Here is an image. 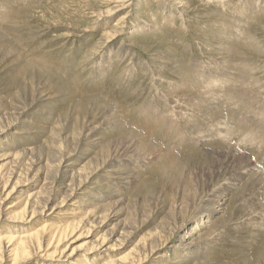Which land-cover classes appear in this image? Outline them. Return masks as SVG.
Segmentation results:
<instances>
[{
	"label": "rangeland",
	"instance_id": "rangeland-1",
	"mask_svg": "<svg viewBox=\"0 0 264 264\" xmlns=\"http://www.w3.org/2000/svg\"><path fill=\"white\" fill-rule=\"evenodd\" d=\"M11 1L16 3V0H0V27L3 25V28H5L8 24H12V18L7 21V24H4L6 22L4 19H6L8 13L7 3ZM204 1L206 2V0H191L189 6L196 11H202L198 5L201 2L204 3ZM111 2L112 5H115V3H118V0H26L24 8L22 9H28V13L25 18L19 22L21 26L19 25V28L10 31L5 30L6 28H0V82L2 83L0 89H5L6 83L11 79L14 73L17 72L16 70L23 67V64H18L15 61L17 54L23 52L26 58L31 57L38 59V56L42 55L41 57L39 56L40 59L42 58V60L46 62V66L49 70L55 76L60 78V82L68 83L69 78L73 79H71L73 81V84L71 85L74 86L73 88L75 90L78 89L76 91L77 93H85L86 95L99 94L100 96L103 95L110 97L108 99L111 104L109 105L108 103L103 102V107L99 109L98 117L96 116V110L91 111L86 108L84 109L79 117L77 139L73 141L68 148L62 146L63 151L55 159L54 165L51 167L47 176V182L49 181L48 183L51 185L48 186L46 184V187L48 190H50V186L55 187L56 189L62 180L61 174L58 172L59 169L63 168V161L60 162V165L59 158L64 160L65 156L69 155L70 159L74 161L75 164L83 163L85 160H83L82 157L87 155L86 151H95L94 146L90 143L91 138H93V136H101V143L98 146L99 149L104 150L107 147L113 149L116 146H120L124 151L122 154H126L113 163L116 167L123 170H129V172L130 170L135 173L137 171L142 172L145 180L152 178V180H149L145 185H141L142 187L139 186L136 181L131 186V192L135 193L134 197L138 194L136 193L138 191L139 194L137 199L140 201L142 199L144 201L145 214L147 213L148 215V218L144 219V221H149L136 240H138L144 232H147V234H154L159 228H161L162 230L171 233L170 236L173 241L172 243L180 244L184 239V236L189 235L193 230L194 225H197L198 222L202 223L206 218L198 217L197 221H189L184 227L178 230L175 224L177 219L173 221V218H175L173 212L174 209L177 214L180 215L181 211L184 216L191 214L192 212L196 213L197 210L195 211V208L200 204L202 198L210 194L216 195L222 187H226L230 183H235V175L241 173L247 165L240 159L230 161L226 152L214 151L212 153L201 155L205 152L204 147L207 148L209 145L208 143V145L200 146L198 152H191L195 150L189 148L190 144L194 145V136L204 135L207 137V129H210V126L217 121L216 124L218 126L216 125V131L220 132L223 128L221 124L223 120L219 119V117L214 116L213 118L208 116L200 110L194 111L190 109L194 107L191 104H193L195 100L190 99L193 96H189V98L183 97L180 100H172L171 98H167V94H164V90L175 88V92L177 91L174 93L175 95L179 92L182 94L188 93L192 90L190 87L178 89L180 82L177 81L178 83H173L178 79V76L176 75V71L178 72L176 62L179 65H185L188 69L187 71L191 72V77H193L194 80L196 79L197 84L201 83L199 84L201 88H199V85L198 88L203 92H210V84L213 81L214 76L218 74V77H224L228 80V82H226L218 80L219 78L217 79L216 87L218 88L217 90L220 91L221 96L223 95V98H225L224 96H228L227 99H230V102L235 99L236 101H241L240 99L243 98V95L248 92V94L244 96V100H242L243 102H248V104L250 103L249 105L253 104L252 106H248L246 111L242 110L243 112H241V110L238 109V112H236L237 110L234 111L239 113L238 115L240 118L234 112H227L229 115L228 117L233 118L232 120L236 123L234 132L236 130V132H238L241 127H244V125L248 128L252 123L253 127L250 125L249 131L251 129L253 131L251 130L250 132H255V134L257 133V130H259V133L262 131L264 132V92L262 90L264 88V57L253 53L252 49L249 47L254 45L257 47L258 54H264V0H261L259 4L256 5L257 7L255 6V0H238V2L237 0H214V2L217 3L215 4L213 2L216 5L215 10L220 14V18H223L224 21H227L228 23H223L219 17L218 23L214 22L210 18V12L207 14L205 13L206 15H202V17H198L193 10L187 11L188 13L183 14L186 16H177L175 19L176 15H174L173 11L160 9L165 5L166 1L146 0L144 4V0H140L137 10L129 19H126L131 24V31L137 30L135 34L136 36L133 37L134 48H129L130 50H128L127 53L129 56L126 54V50L120 48L117 49L121 39H115V41L109 43L105 49L104 46L99 43L101 31L105 28H111L113 24L117 22L116 19L123 13H126L127 8L120 9L114 12L113 15L104 17L101 24H98L99 28L92 31L94 33L89 34V31H86L91 25L88 17L84 14V5H90L92 9H100L103 12H106L108 10V4ZM244 2L248 3L245 4L248 7L244 5ZM227 5H230V7H227ZM231 7L232 9H229ZM235 7H238L239 9L237 8L238 10H236ZM22 9H19L17 14L21 12ZM260 9L261 11L258 12ZM223 12L226 15L223 14ZM155 13H158V15L156 14L157 18L154 17ZM236 14L240 16L235 17L237 16ZM247 15L249 17H247ZM16 16L13 17L15 18ZM166 17L168 20L170 19V22L167 21ZM240 20H242V23L239 22ZM150 21H155V26L150 24ZM141 27L143 30L150 27L149 29L151 30L149 31L152 32L153 29L156 33L151 36H146L141 32ZM97 30H99V32ZM76 33L83 35L81 37H79V35L69 37L70 34ZM209 34L217 40L219 39V42L223 45L227 54H236L235 56L233 55V61L222 62V59L219 57L221 51L220 49H214L211 47L209 39L212 40L213 38ZM67 38L68 40H66ZM234 40L235 44H233ZM239 50L242 52L241 54H238ZM86 51L93 53L94 58L91 60H85ZM132 53H134V59L129 61ZM123 54L127 56L124 60H120L121 55ZM154 54L166 56L171 62L170 64L165 65L168 69L163 68L161 72L162 74L160 73V76L163 78H161V81L158 83L156 82V79L153 78V75L147 72L145 67L148 66L147 62L151 60ZM108 59H110L108 61L110 65L108 62H105ZM125 60L126 63L124 62ZM195 62L197 66H195ZM251 62L253 64H251ZM82 63L85 64L82 65ZM106 63L109 67H113L110 69L106 66ZM36 65L37 60L33 64H30L29 68L31 70L35 67L37 68ZM79 65L81 67H79ZM192 66L197 73L191 69ZM76 67H78V69H75ZM195 67H197V70ZM215 67L217 68L216 70ZM199 68H201V70ZM211 68L214 69V72ZM63 69L66 71L62 72ZM73 70H75V72ZM199 72H201L202 75L205 74V76H200L201 74H199ZM250 73L254 74L250 75ZM207 74H210V76ZM41 79L42 78L38 76L29 79L28 87L30 88V95L25 98H20L18 95L14 97L17 101V105H19V110L11 112V109L10 115L7 116V120L16 124L12 131L21 130L23 131L24 136L29 135V137H33V140L26 138L20 139L16 141V144L27 148L28 152L35 151L34 155L41 148V130L42 127L47 125L45 124V119L47 116L54 114L61 109L60 100L65 94L64 90H58L60 88L58 79L51 78L52 83H50L45 90L40 88L39 84ZM250 83L252 84V87L250 86ZM247 86L248 88H246ZM80 89L81 91H79ZM249 89L250 91L253 89V91H251L252 93L250 92L252 94L251 97ZM134 90L135 92H131ZM246 90L248 91L246 92ZM4 91L8 93L10 89L6 88ZM5 92L3 93L5 94ZM236 93L239 97L234 96L237 95ZM230 94L232 95L229 96ZM233 96L234 99H231ZM245 97L248 101L245 100ZM105 99H107V97H105ZM91 100H93V98ZM153 105L157 111V115H150V118H147L148 106L153 107ZM0 107L3 109L11 108L8 106L5 99L0 102ZM249 110L252 111L250 112ZM254 110L256 113H259L257 111H260L259 115L256 116ZM20 111H22V113L19 115ZM247 114H249V116ZM91 115H93V119L90 122L89 117ZM158 116L159 118L156 120H158L160 124L153 123L152 118L155 119ZM207 116L209 118H207ZM247 117L253 120V122ZM59 119L61 118H58L57 120ZM140 119L146 124L144 125V122ZM138 120L141 121V124L138 123ZM220 120L222 121L220 122ZM147 123H149V125ZM155 124L163 126L160 127L162 132L158 129V133L161 132L160 134L167 139H170L169 137H171L174 142H172L173 144H170L169 141L164 142L166 141L165 138L164 140L155 136L151 129ZM239 124L242 125L239 126ZM170 127H172L171 129L173 132L177 131L176 133L178 135L176 134V138L172 137L175 136V132L173 133L172 130H169ZM256 127L258 129H255ZM165 128H167V131H163L166 130ZM261 128L263 129L262 131ZM226 129L231 131L229 126ZM12 131L9 136L10 139L14 136ZM169 131H171L170 133L172 134L167 133ZM164 133L166 134L164 135ZM261 134L264 136V133ZM261 134H259V136H261ZM179 136H184L183 138H185V140L188 139V144H186L187 146L185 147L186 149L181 153L182 155L184 153L183 158L178 157L179 152L174 147L179 144V139H181H178ZM242 137H235L237 141L236 145L239 144L238 147L242 144ZM238 141L241 142L238 143ZM183 145H185V143ZM197 146L198 144L195 145V148H197ZM167 148H169L170 151H168ZM197 150L198 149H196V151ZM187 153L188 155L190 153V155L196 153V156L186 158L185 154ZM34 155L32 156V162H30L28 167L29 169L27 168V170L25 169L22 172L23 175H21L20 181H18L21 184L23 183L21 186L17 187L19 189L21 188V190L14 194V199L11 197V200L16 204V211L20 210V201L31 189L29 187H34V185H32L35 181L32 177L34 169L38 168L37 165L42 166L41 170H43L44 167V161L37 163L38 161H35L36 157ZM88 158L89 157H87V159ZM261 161L264 163V156L261 157ZM4 162L5 161L1 162V164ZM43 172L41 173L42 176H44ZM11 184L12 181L10 179L8 186H11ZM116 189L115 185H111L103 191L102 198L105 200L108 210L102 218L91 224V226L75 230L72 233V238L64 243L66 244L65 247H67L68 253L74 251L81 256V260L77 258L78 255H75V258L79 261H75V263H66L62 260L59 261L58 259L41 258L38 256L39 253L41 254L43 251L50 252L55 249L54 247H51V249L46 250L43 247V251L33 255L31 259L21 264H93L95 262H101L107 258L105 252L100 253L91 250L92 247L101 245V242L98 240L95 241L98 236H100V239L108 241L107 245H112L113 250L109 252L110 258H119V263L123 264V257H125L130 246H128L124 240L117 242L114 241V239H109L112 231L120 228L121 225L119 219L124 217L114 215L116 212V200L118 198L117 193H115ZM163 192L168 193L169 197L164 198ZM54 196H57V198H59L58 200H61L62 193H56ZM240 196L238 194L234 197L233 204L241 205L242 203V206L244 205L245 199L243 196ZM182 197L184 200L180 201ZM134 200H136V197ZM252 202L253 201H251V203ZM20 208H22V206ZM48 212L49 211L46 213ZM260 214H254L249 221L246 220L244 223L235 225L231 224L229 226L228 230L231 233L229 235L230 242L227 243L228 245L223 246L226 247V249L217 245H214L215 247L209 249L211 247L207 244L200 246L195 251L189 250V253H184L177 247H171L172 252H168L165 249L159 251H166L170 259H175L180 256L184 257L189 254L194 255L193 257H201L210 254L215 256L217 260H220V264H264V216H261ZM54 216L55 217L52 219L51 215L48 216L47 214H43L36 217L35 221L28 223L24 222L21 223V225L28 226L29 229L33 228V230H35L50 219L49 222L51 223L58 221V219L62 217L60 214ZM139 217H141V215H139ZM4 218L5 217L1 214L0 238L7 235V233L13 232V230L10 229L13 228V223L8 220L2 222V219ZM170 220L173 221V224L169 223ZM105 221L107 223L100 227ZM32 223L34 224L31 225ZM209 232L211 238V236H213V230ZM90 233L91 235H89ZM4 242L5 240L2 238V243ZM210 242V244H214L212 240ZM63 245L58 246V248H61ZM7 259L8 256L5 255L3 260L0 261V264H12V261ZM151 262L153 261H149L145 264H150Z\"/></svg>",
	"mask_w": 264,
	"mask_h": 264
},
{
	"label": "bare ground",
	"instance_id": "bare-ground-1",
	"mask_svg": "<svg viewBox=\"0 0 264 264\" xmlns=\"http://www.w3.org/2000/svg\"><path fill=\"white\" fill-rule=\"evenodd\" d=\"M159 1H161V0H159ZM164 1H166L165 5L162 6L160 9L173 11L174 15H176L175 19L177 18V16H182L183 14L188 13L187 11L193 10V12H195L198 17H202V15H206L207 13L210 12L211 13L210 18L214 22L218 23V20L221 19L223 23H228L227 21H224L223 18H220L221 17L220 14L215 10V6H216L215 4H217V3H215L214 0H206V2L204 1V3L201 2L198 5V7L202 11H196L193 8H191L189 6L191 0H164ZM224 1H226V0H224ZM260 1L261 0H255V6L258 5ZM25 2H26V0H16V3H13L12 1L7 3L8 13L6 15V19H4V20H6V22L4 24H7L8 23L7 21H9V19H11V18H12V24H8V26L5 27L6 29L3 28V25H1L0 28H3L7 31H10V30L19 28V25L21 26V24H19V22H21L22 19H24L26 14L28 13V9H22V8H24ZM145 2H146V0H144L143 3L145 4ZM237 2H238V0H237ZM139 3H140V0H118V3H115V5H112V2L110 4H108V10L106 12H103L100 9L99 10L92 9L90 5L85 4L84 5V12H85L84 14L88 17L90 25H91L89 28L86 29V31H89V34L94 33L92 31H95L96 29L99 28L98 24H101L102 19H104V17L109 16V15H113L114 12H116L120 9L127 8L126 13H123L119 18H117L116 19L117 22L114 23L111 28H105L101 31V37L99 38V43L102 46H104V49L107 47V45L109 43L115 41V39H121L117 49L120 48L122 50H126V54H127L128 50H130L131 48H134L133 37L136 36L135 34H136L137 30L131 31V24L126 19H129L131 17V15L137 10ZM248 3H249V1H248ZM248 3L244 2V5L248 4ZM227 4H229V3H227ZM234 5H235V3H234ZM245 6H247V5H245ZM227 7H230V5L229 6L227 5ZM237 8H236V10L239 9V8L238 9ZM19 9H22V11L20 10L21 12H19L17 14ZM229 9H232V7ZM249 9H251V8H249ZM263 10H264V7H263ZM260 11H261V9L258 12H260ZM15 13L17 16L15 15ZM229 13H230V11H229ZM156 14L158 15V13H155L154 17H156ZM223 14H225V13L223 12ZM242 14H243V12H242ZM164 15H165V12H164ZM232 15H234V14H232ZM13 16H16V17L14 18ZM160 16H162V15H160ZM183 16H186V15H183ZM238 16H240V15H237L235 17H238ZM218 17H219V19H218ZM247 17H249V16L247 15ZM156 18H155V21H156ZM241 19H243V18H241ZM169 20L167 18L168 22H170ZM155 21L154 22L150 21L149 23L153 24L155 26ZM241 21L242 20H240L239 22H241ZM229 22H230V20H229ZM172 24H173V22H172ZM237 24H239V23H237ZM22 26H23V24H22ZM149 28L150 27H148L146 30H143L141 27V32L146 36H151V35L156 33V31L155 30L153 31V29H152V32L149 31V30H151ZM97 31L99 32V30H97ZM75 35H79V33L78 34L77 33L76 34H70L69 37L70 36L73 37ZM82 35L83 34H80L79 37H81ZM210 36L213 38L212 40L209 39L210 45L214 49H216V48L220 49L221 55L219 57H220V59H222V62L233 61L234 53L233 54L232 53L227 54L225 48L219 42V39L217 40L212 35H210ZM73 39H75V38H73ZM66 40H68V38ZM233 44H235V40L233 41ZM249 47L252 49L253 53H255L257 55H262L264 57V54H258L257 53V47L256 46L251 45ZM241 53L242 52H240V50H239L238 54H241ZM37 54H39V53H37ZM41 54H44V53H41ZM127 55L129 56V54H127ZM39 56L37 59V58H31V57L26 58L24 56L23 52H20L19 54H17L15 61L18 64H23L22 65L23 67L18 68L16 70L17 72L14 73V75L11 77V79L6 83L5 89L6 88L10 89V91L8 93H6L4 91L5 90L4 88L2 90L0 89V102H2L3 99H5L6 102L8 103V106L11 107V108H5V109L0 107L1 108L0 109V216L2 214L5 217L4 219H2V222L8 220V221L13 223V228H10L11 230H13V232L11 231L12 233H7V235L2 237L5 240L4 243H2V238H0V261L3 260V257H5V255H7L9 261H12V264L25 263L26 261L31 259L33 257V255H36L37 253L43 251V249H42L43 247L46 250L51 249V247H54L55 249L51 250L50 252L49 251L48 252L43 251V253H41V254L39 253L38 256L41 258L58 259L59 261L62 260L63 262H66V263H75V261L81 260L82 259L81 256L79 254H76L74 251L68 253L67 247H65L66 244H64V243H66L67 241H69L70 238H72V233L75 230H77L79 228L82 229L86 226H91V224L100 220L102 218V216L107 212V210H108L107 204L105 203V200L102 198V194H103V191H105L111 185L116 186L117 191L115 190V193H117V195H118V198L116 200V206H115L116 212L114 215H120V216H124V217L119 219L120 225H121L120 228L113 230L110 238L109 237L108 238L111 240L114 239V241H117V242L120 240H124L126 242V244L128 246H130L125 257H123V262H124L123 264H145V263H148L149 261H153L150 264H220L221 261L217 260L215 258V256H212L210 254L203 255L201 257H193L194 255L189 254V255L184 256V257L180 256V257L175 258V259H170L169 255L166 251H159V250L165 249L168 252H172L171 247H177L180 251H182L184 253H189V250L195 251L200 246H204L207 244H208V246L211 247L209 249H212L213 247H215L214 245H217V246L222 247L223 249H226V247H223V246L228 245L227 243L230 242V236L229 235L231 233L229 232L228 229H229V226L231 224L235 225V224H239V223H244L246 220L249 221L252 218V216H254V214H258V213L259 214L261 213L260 215L264 216V163L261 161V157L264 156V136L261 134V133H264L262 131L263 129L261 128V131H262L261 133H259L258 132L259 130H257L258 134L257 133L255 134V132H250L252 130L251 128H250L251 130L249 131V127L251 125L250 124L248 128L244 125V127H241V129L238 132H236L237 130L234 132V129L236 127V123L234 120H232L233 118L228 117L229 116L228 113H230V112L233 113L237 109L241 110V112H243L244 110L246 111L248 106L253 105V104L249 105L250 103L248 104V102L246 103L245 101L243 102V100H244L243 98L245 95L248 94V92H247L248 90H246L247 93L244 91L246 94L243 95V98H241V99L237 98V99H240L242 102L238 101V100L236 101V99L234 101L230 102V99H227L228 96H224L225 98H223V95L221 96L220 91H218L217 90L218 88L216 87L218 78H219L218 80H222V81H226V82H228V80H227V78H224V77H222V78L218 77V74H216L214 76L213 81L210 84V88H209L210 92H208V91L203 92L199 89V88H201L199 85L201 83L197 84L196 79L194 80L193 77H191L192 76L191 72L187 71L188 69L185 67V65L184 64L179 65L177 62H176V68L178 69V72L176 71V75L178 76V79H176L174 82L173 81L172 82L173 83H175L177 81L180 82L178 89L190 87V88H192V90L189 91L188 93H182V94H180L181 92H179L177 95L174 94L177 92V91L175 92V90H176L175 88L164 90V92H165L164 94L165 95L167 94V98H171L172 100L173 99L180 100L183 97L189 98V96H193L190 99L195 100V102H193V104H191L194 107H192L190 109H192L194 111L200 110L208 116H211L213 118H214V116L219 117V119L223 120V122H221L222 120H220L222 127H223L220 132L216 131V128L218 126L216 124L218 122L217 121L215 124H212V126H210L211 127L210 129H207L208 130L207 131V134H208L207 137L204 135L194 136V139H193L194 145L190 144V147L188 145L189 148L195 149L191 152H198L200 150V148H199L200 146H205V145L209 144L207 146V148L204 147L205 152H203L201 155L212 153L214 151L226 152L227 157L230 159V161H233L234 159H240L242 162H244L247 165L242 170L241 173L235 175V183H230L226 187H222L221 190L216 195L210 194V195L202 198L200 204L195 208V211L197 210L196 213L192 212L191 214L184 216L181 211H180V215L175 212V209L173 211L175 214V218H173V221L175 219H177L175 224H176V228L178 230L180 228L184 227L185 224L188 223L189 221H192V220L197 221L198 217L206 218L204 220L202 219L203 220L202 223L198 222L197 225H194L193 230L190 232L189 235L184 236V239L180 242V244L172 243L173 241L171 240L172 238L170 236L171 233H169L166 230L164 231L161 228H159L154 234H147V232H144L138 238V240H136L137 237L139 236V234L142 233L143 228L148 224L149 221H144V219L148 218L147 213L145 214L144 201L142 199H141V201L139 199H137L138 194H139L138 191L136 192L138 194H136V196H135L136 200H134L135 199V197H134L135 193L131 192V186L133 185V183L135 181L138 183L139 186L145 185L147 182H149V180L151 181L152 178H150L149 180H145L142 172L137 171L135 173L131 170L129 172V170H123V169H120L119 167H116L113 163L115 161H118L121 157L125 156L126 154H122L124 151L120 148V146H116L113 149H110L108 147L104 150L99 149L98 146L101 143V136H93V138H91L90 143L92 146H94L95 151H92V152L86 151L87 155L82 157V159L85 160L83 163L75 164L74 161H72L70 159L69 155L65 156L64 160H62L60 158L58 159L59 163L61 161H63L62 162L63 168L59 169V172H58L61 174L62 180L58 184L56 189H55V187L50 186V190H48V188L46 187V184L48 186L51 185L48 183L49 181L47 182V180H48L47 176L49 174V171L51 170V167L54 165L55 159L63 151L62 146L64 148H68V146L73 141H75L77 139V135H78L77 127L79 124V117L82 114V112L84 111V109L86 108V109H89L91 111L96 110V116L98 117L99 109H101L103 107L102 103L106 102L110 105L111 102L108 99V98H110L108 96H103V95L100 96L99 94L98 95H86L85 93H79V92L77 93L76 91L78 89L75 90L73 88L74 86L71 85V84H73L72 78H71L72 80L70 78L68 79V83L60 82V78L55 76L49 70V68L46 66L47 65L46 62H44L42 60V58L40 59V57L42 55L40 57ZM126 56H125V54L121 55L120 60H124L126 58ZM93 58H94L93 53H90L89 51L85 52V60H91ZM110 59H108L105 62H108ZM129 59H130L129 61H132V59H134V53H132L130 55ZM36 60H37V65H36L37 68L35 67L34 69L31 70L29 68V65L33 64ZM83 61H84V59H83ZM124 62L126 63V60ZM252 62H251V64H253ZM170 63L171 62L168 60V58L166 56H163L160 54H154V56L151 58V60L149 62H147L148 66H145V65L144 66L146 67L147 72L151 73L153 75V78L156 79V82L158 83L161 81L160 79L163 78L162 76H160V73L162 72L163 68H167V66H165V65L170 64ZM84 64L85 63H82V65H84ZM89 64H90V62H89ZM134 64H133V67H134ZM109 65H110V63H109ZM127 65H129V64H127ZM106 66H108L107 63H106ZM123 66H125V65H123ZM193 66H194V64H193ZM193 66L191 67V69L194 68ZM195 66H197L196 62H195ZM256 66H258V65H256ZM79 67H81V66L79 65ZM112 67H109V68L111 69ZM101 68H103V67H101ZM106 68H105V70H106ZM176 68H175V70H176ZM195 68L197 70V67H195ZM249 68H250V66H249ZM75 69H78V67H76ZM199 69L201 70V68H199ZM216 69L217 68L215 67V70ZM213 70L214 69H212V71ZM63 71H66V70L63 69L62 72ZM73 71L75 72V70H73ZM99 71H100V69H99ZM193 71L196 72L194 69H193ZM202 72H203V70H202ZM204 72H205V69H204ZM210 72H211V70H210ZM77 73H79V72H77ZM259 73H260V71H259ZM199 74H201V72H199ZM253 74L250 73V75H253ZM207 75L210 76V74H207ZM35 76L42 78L39 85H40V88L44 89V90L46 87H48V85L50 83H52L51 78L58 79V83L60 85V88L58 90H64L65 94H64L63 98L60 100L61 101V109H59L56 113L47 116V118L45 119L46 120L45 124H47V125L42 127V130H41V135H40V137L42 138L41 148L34 155L35 151L28 152L27 148L16 144V141H18L20 139L26 138L29 140H33V137H29V135L24 136V133L21 130L12 131L13 127H15L16 124L10 120H7V116L10 115L11 109H12L11 112H14L15 110H19V105H17V101L14 97H16L18 95L20 98H25V97H28L30 95V90H29L30 88L28 87V82H29V79L31 77H35ZM88 76H89V73H88ZM200 76H205V74L204 75L201 74ZM71 77H73V76H71ZM196 77H197V75H196ZM200 79H202V78H200ZM203 79H204V77H203ZM169 81H171V80H169ZM198 82H199V80H198ZM250 82H252V81H250ZM255 82H257V81H255ZM205 83H206V81H205ZM1 85H2V83L0 82V86ZM198 85H199V88H198ZM250 86L252 87V84ZM202 87H204V86H202ZM251 87H250V89H251ZM204 88H206V87H204ZM246 88H248V86ZM209 89H206V90H209ZM250 89H249V93L251 91H253V89L251 91H250ZM262 90L264 92V88ZM79 91H81V89ZM3 92H5V94ZM131 92H135V90L131 91ZM189 93L192 95H190ZM209 93H212V94H209ZM231 95L232 94H230L229 96H231ZM239 95H240V93H239ZM234 96L239 97L238 94L234 95ZM234 96L231 99H234ZM251 96H252V94L250 95V97ZM105 97H107V99H105ZM257 97H258V94H257ZM92 98H93V100H91ZM246 99L247 98L245 97V100ZM246 101H248V100H246ZM156 104H158V103H156ZM145 107H146V105H145ZM238 110L236 112H238ZM147 112H148L147 118H150V115L151 116L157 115V111H156L154 105H153V107L148 106ZM236 112H234V113H236ZM250 112H249V114H250ZM257 112L260 113V111H257ZM21 113H22V111H20L19 115ZM255 113H256V111H255ZM259 113H256V116L259 115ZM236 114L238 115L239 113H236ZM249 114H247V115L249 116ZM261 114H263V113H261ZM144 116H145V114H144ZM208 116H207V118H209ZM250 116H251V114H250ZM238 117L240 118L239 115H238ZM261 117H263V116H261ZM58 118H61V119L57 120ZM89 118H90V122H91L93 119V115H91ZM158 118H159V116L156 117L155 119L152 118V122L160 124V122L158 120H156ZM144 119H145V117H144ZM241 119H242V117H241ZM261 119H263V118H261ZM249 120H251V119H249ZM141 121L138 120V123L141 124ZM251 121L253 122V120H251ZM142 122H144V121H142ZM224 122H225V125H224ZM166 123H167V121H166ZM249 123H250V121H249ZM97 124H100V123H97ZM145 124L146 123L144 122V125ZM147 124L149 125V123H147ZM240 125H242V124H239V126ZM252 125H253V123H252ZM228 126H229L231 131H229V129L228 130L226 129ZM258 126H260V125H258ZM160 127H163V126L155 124V126L151 128L152 132L155 134V136L158 137L159 139L165 138L166 141H164V142L169 141L170 144H173L174 142H173L171 137H169L170 139H167L165 136H162L160 134L162 132V129ZM171 128L172 127H170L169 130H172ZM158 129L161 130L160 133H158ZM165 129L166 130H163V131H167V128H165ZM255 129H258V128L256 127ZM11 131H12V134L14 135L12 139L9 138V136L11 135ZM170 132L171 131H169L167 133H170ZM172 132H173V130H172ZM176 132H175V136H172V137L176 138V134H177ZM165 134L166 133H164V135ZM170 134H172V133H170ZM259 134H261V136H259ZM242 135H243V137H242ZM239 136H241L243 138L242 139L243 141H242V144L240 143L241 145L238 147L239 144L236 145L237 141H236L235 137L239 138ZM183 137L179 136L178 139L181 138V139H179L180 140L179 144H177V146L173 145L176 148V150L179 152L178 157H181V158L184 157L183 156L184 153H183V155L181 153L183 150L186 149L185 148L187 146L186 144H188L187 143L188 139L185 140V138H183ZM239 142H241V141H238V143ZM184 143H185V145H183ZM196 144H198L197 148H195ZM219 145H221V146H219ZM209 146H211V147H209ZM217 146H219V147H217ZM196 149H198V150L196 151ZM167 150L170 151L169 148H167ZM190 154L189 155H188V153L185 154L186 158H188L190 156H196L195 155L196 153L192 154V155H190ZM33 155L36 157L35 161H38L37 163H41L42 161H44L43 162V165L45 167V168L43 167L44 172H43V170H41L42 166L37 165L38 168L34 169L33 176H32L33 179H35L34 183L32 184V185H34V187L33 188H32V186L29 187L31 189L24 196V198H22V200L20 201V203H21L20 207L22 206V208L19 207V209H20L19 210L17 207V209L19 211H16L15 210L16 204L11 200V197H13L14 194L18 193L21 190V188L19 189L17 187L21 186L23 183L21 184L18 181H20L21 175H23L22 172L25 169L27 170V168L30 165V162H32V159H33L32 156ZM87 157H89V158L87 159ZM124 158H126V157H124ZM3 161H5V162L1 164V162H3ZM60 165H61V163H60ZM42 172L44 173V176L41 175ZM244 173H245V175H244ZM10 179L12 181V184H11V186H8ZM7 187H10V188H7ZM160 191H162V190H160ZM56 193L57 194L62 193L61 200H58L59 198H57V196H54ZM238 194H239V196L241 195L240 197L243 196V198L245 199V201L243 200L244 201L243 206H242V203H241V205L233 204L234 197L237 196ZM261 195H263V196H261ZM163 196H164V198L165 197L167 198V197H169V194L166 192H163ZM13 199H14V197H13ZM144 199H145V197H144ZM183 200H184V198L182 197L180 199V201H183ZM251 201H253V202L251 203ZM47 211H49V212L46 213ZM43 214H47L48 216L51 215L52 219L55 217L54 215L60 214L62 217L59 218L58 221L53 220L54 222H51V223L49 222L51 220L50 219V220L46 221L41 227L36 228L35 230H33V228L29 229L28 226L21 225V223H24V222L28 223L31 221H35L36 217H39L40 215H43ZM139 215H141V217H139ZM106 221L103 222V224H101L100 227L104 226L105 223H107ZM173 221L170 220L169 223L173 224ZM0 223H1V221H0ZM33 224L34 223H32L31 225H33ZM211 230H213V236H211V238H210V236H209L210 232L209 231H211ZM89 235H91V233ZM97 240L99 242H101V245L92 247L91 250L94 252H100V253L105 252V255H107V258H105L101 262H97V263L95 262L93 264H120L119 258H110L109 252L111 250H113L112 245H107L108 241H105V239H100V236H98L95 239V241H97ZM211 240L214 244H210ZM61 245H63V246L61 248H58V246H61ZM75 255H78L77 258L79 260L75 258L76 257ZM55 263H62V262H55Z\"/></svg>",
	"mask_w": 264,
	"mask_h": 264
}]
</instances>
